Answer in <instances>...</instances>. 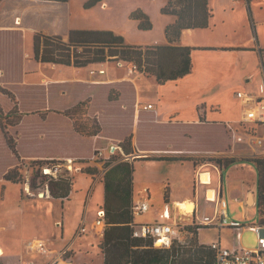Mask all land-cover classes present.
I'll return each instance as SVG.
<instances>
[{
    "label": "rangeland",
    "instance_id": "1",
    "mask_svg": "<svg viewBox=\"0 0 264 264\" xmlns=\"http://www.w3.org/2000/svg\"><path fill=\"white\" fill-rule=\"evenodd\" d=\"M17 1L20 0H3L0 3V86L15 94L18 101L17 109L20 111L21 116L20 125L25 121L21 126L10 128L9 132L12 137L18 136V150L22 154H61L66 151L78 152L83 155L88 154L92 148L91 141H71L69 138L72 127L67 118L63 115L52 114L48 120L42 121L40 120L41 118H38L40 115L37 112H45L48 107L68 108L83 99L86 96L85 94H87L86 86L81 82L72 80L105 76L98 72L99 69H104L105 73L108 71L107 76L123 78L127 76V72L132 66L129 64L122 65L123 63L117 60H109L103 64L94 63L91 67H67L52 63H39L33 56V33L38 31V28L46 30L54 22L63 28L72 26L74 28L112 30L116 34L122 35L128 44L148 46L157 43L156 45H158L165 42L166 28L175 23L177 16L162 11L167 6L168 0H102L92 7H85V3L89 0H69L68 2L42 0V3H44L43 16H35L25 11L19 26L24 28L12 29L9 26L14 24L13 15L18 12V8L25 6V4H20ZM182 1L171 0L170 6L180 9L184 5ZM197 1L199 3L201 0ZM236 1L238 6L229 7L230 16L227 15L228 20L231 18L242 29H244V20L252 21L250 25H253L256 40L260 46L264 47V0H251L249 5L246 0ZM26 6L29 7L30 5L27 4ZM138 9L143 10L149 16L152 28H139V21L131 17L132 12ZM198 10L199 7L197 6L196 11ZM222 15L223 12L215 14L213 23L219 25L221 19H223ZM64 39L67 40V37ZM92 70L95 71V74L91 73ZM136 70L135 66L134 72L130 73V76L137 78L142 97H153L155 86H157L156 79L152 76H147V73H140ZM262 79H264V75H262ZM56 80H67V82L61 84V82ZM48 83L51 85L47 87ZM252 83H255V81L252 80ZM68 85L69 89L67 90ZM62 90H66V93L62 92ZM94 93V110H100L103 114L105 134L115 137L123 135L132 124L131 114L119 111L118 105L108 106L105 104V96L102 89L97 88ZM13 106L14 102L8 96L0 93V110L3 113L0 114V118L7 116L6 114L10 115L16 109ZM12 116H15V113L9 117V120L12 119ZM252 126V123L245 121L242 129L248 131ZM189 129L194 134L192 141L196 142L209 137L212 138L214 135L204 133L198 126H190L188 131H190ZM242 129L237 131L236 145L238 152L240 151L239 145L248 143L247 134ZM259 131L264 136L263 126H260ZM114 147V150L110 146L103 150L102 159L108 158L112 153L121 151V148L117 145H114ZM133 154H136V152ZM181 154L187 156L185 151ZM141 155L145 156L147 154L141 153ZM194 157L197 158V156ZM17 164L18 161L7 147L0 127L1 243L10 244L19 250L29 235L36 232L37 234H42L43 230H45L49 234V239L56 238L57 242L55 245L62 244L60 242L61 226L58 225H61L64 221L68 234H71L70 237L82 225L86 231L85 235H91V222L96 220V212L102 206L104 186L101 182H97L93 187V180L86 173H83L82 170L87 166L96 167L98 172L92 177L94 179H102V170L105 169L103 161L92 160L85 165L68 162L57 170L58 175L59 173L71 175L74 182L72 200L67 203V206L64 205L63 208L60 199L50 197L47 194L48 188L40 187L36 191L31 190L30 177L32 170L27 166L21 169L25 175L24 183L14 184L11 181L4 180L3 175L5 172ZM214 165L216 164L206 162L200 170L208 167L211 171L212 185L213 187H218L221 177L217 175ZM66 169L69 173H66ZM188 178H191L188 163L137 162L134 172L133 198L135 202L146 200L150 208L142 214H135L134 222L143 224L160 220L159 214L165 207L163 198L165 187L168 186L170 180H174L178 192H183L185 186L188 187ZM253 180V174L245 167L236 169L231 165L223 170L222 194L223 199L227 202L226 211L228 217L229 219L240 221L245 224V227L239 237L228 226L202 227L199 229L201 243L208 245L220 240L221 245L228 248H234L235 243L240 247L249 249H254L258 246L259 237L252 228L254 224H260L258 207L253 205V201L256 198V191L252 189ZM247 185H252L248 192L249 204L246 201ZM91 187L94 188V191L88 204H86L85 198ZM40 192H45L48 197H38ZM177 207L181 212L184 209L191 211L193 208L192 204L188 205V202H181L177 204ZM212 210L213 206L207 212L211 214ZM83 213H86V220L82 222L83 217H81V214L83 215ZM57 220H59L58 225L56 223ZM76 247L86 250L85 244H77ZM66 253L64 252V257H67L68 253ZM1 254L0 262H4L2 259L3 253ZM34 257L39 258L41 256L35 254ZM28 258L32 257L29 256ZM19 259H22V257ZM17 260L18 257L11 263H4L19 264ZM183 261L185 262V260ZM86 264H92L90 259L86 261Z\"/></svg>",
    "mask_w": 264,
    "mask_h": 264
},
{
    "label": "trees",
    "instance_id": "2",
    "mask_svg": "<svg viewBox=\"0 0 264 264\" xmlns=\"http://www.w3.org/2000/svg\"><path fill=\"white\" fill-rule=\"evenodd\" d=\"M2 1L0 0V3ZM51 1L68 2L69 0ZM101 1L89 0L85 3V7H92ZM182 2L184 5L180 9H175L170 6L171 0H168L167 6L162 10L164 13L177 16L175 23L167 26L165 31L170 43L177 40L182 30L186 28H206L209 24L211 13L208 0H201L199 3L197 0H183ZM197 6L198 11H196ZM131 17L139 21V28H152L149 16L143 10H135ZM16 23H21L19 18ZM32 46L34 59L39 63H52L67 67H91L94 63L103 64L109 60H117L123 63L122 65L136 66V71L147 73V76L154 77L159 84L181 78L193 69L191 58L193 47L172 44L156 46L128 44L122 35L112 30L70 29L67 40L62 35H48L42 31H35ZM82 84L86 86L87 94L71 107L64 109L48 107L45 112L37 113L42 121L48 120L52 114L63 115L67 118L72 127L69 138L71 141H91L92 148L85 155L71 151L44 155L20 153L18 136L12 137L9 132L10 128L19 126L21 122L20 111L17 109L18 101L14 93L0 86V93L8 96L14 102L13 108H16L10 115L6 114L7 116L0 118V127L7 147L18 161L17 165L5 172L3 178L14 184L24 183L25 175L21 169L27 166L32 170L31 190L36 191L40 187L48 188L51 197L63 202L72 191L73 177L64 175V173H59L57 177H54L44 173V167L66 165L69 159L81 165L88 164L92 160L103 161L104 167L107 168L101 179L104 186L102 209L105 211V228L100 248L104 254V264H212L213 262V251L207 244L200 243L197 238L199 229L207 226L197 225L195 218L192 225L182 230V236L192 240L193 248L185 249L174 244L169 249H159L153 247L151 240L132 236L135 216L132 211L134 172L135 164L140 161H191L194 167L211 162L220 169L221 179H223V170L233 164L254 163L257 172L256 205L259 210L260 223L264 225V158H235L227 155L231 152L230 141L233 138V131L228 123L207 122L201 118L202 121L196 124L161 125L154 123L150 112L141 111L138 115L135 133L127 135L121 141H109L101 136L104 127L103 119L90 113L92 93L99 87L90 88L86 83ZM50 85L48 83L47 87ZM66 89H69V85ZM62 92L66 93V90ZM129 92L131 93L130 90ZM119 96L118 88H111L108 92L111 102L117 101ZM14 113L15 116L9 120ZM0 114H3L1 110ZM190 126H198L204 133L214 135L212 138L209 137L199 142L192 141L194 134L191 133L192 130L188 131ZM110 143L120 147L121 151L102 159V152L110 146ZM183 151L187 156L181 154ZM135 152L147 155L134 159L126 158ZM65 171L69 173L67 169ZM82 172L93 176L98 169L87 166ZM163 198L165 203L169 202L168 186L164 189ZM0 264L5 263L0 262Z\"/></svg>",
    "mask_w": 264,
    "mask_h": 264
},
{
    "label": "crops",
    "instance_id": "3",
    "mask_svg": "<svg viewBox=\"0 0 264 264\" xmlns=\"http://www.w3.org/2000/svg\"><path fill=\"white\" fill-rule=\"evenodd\" d=\"M246 1L249 5L250 2H248V0ZM17 2L25 4V6L18 8V12L13 15L14 24L9 26L12 29L24 28L19 27L21 23H16V20L19 18L21 22L22 17L25 15V11H28L35 16H43L44 14V3H42V0H20ZM27 4L30 6L27 7ZM235 5L238 6L236 0H208V8L211 13L208 27L186 28L182 30L180 37L173 41V43H170L166 37L165 42L158 44L193 47L194 49L191 51L193 69L190 73L176 80H168L163 84L157 82L153 97H142L137 84V78H132L129 72H127V76L123 78L107 76L108 71H106V73H100L105 75L103 77L101 76L93 79L77 78L76 80H72L86 83L90 88H102L105 95V104L108 106H113L114 104L115 106L118 105L119 111L122 113L129 112L131 114L132 124L123 135L115 137L113 135L105 134V129L103 127L101 136L109 141H121L127 135L135 133L137 129L138 115L141 111L150 112L154 118V123L161 125L170 123L196 124L200 123L202 121L200 119L203 118L207 122L228 123L235 133H237L239 129H242L243 122H245L244 119L247 107L245 101L237 97V92L243 90L253 98L264 95V79H262V75H264V47L260 46L256 40L253 25H250V22L252 21L244 20V29H242L241 26L234 23L231 18L228 20L227 15L230 16L229 7L233 8ZM219 12H223V19H221V22L218 25L213 23V17ZM70 29L75 28L72 26L66 28L59 27L53 22L46 30L38 28V31H43L49 35H62L66 38L68 37ZM156 44L154 43L152 45ZM252 80H254L255 83H252ZM56 81L67 82V80ZM114 87L120 90V96L117 101L111 102L108 98V92ZM92 99L90 113L91 115L98 116L102 120L103 114L101 111L94 110V93H92ZM148 104H152L153 107L146 109L145 106ZM259 128L260 127L257 128V133L260 134ZM230 142L231 152L227 154L229 156L249 159L264 158V147L253 145L249 142L240 143V151L238 152L236 140L232 138ZM110 147L113 149L114 145L110 143ZM181 163H188L191 178H188V187L185 186L183 192H178L174 180H170V183H168V203L171 205L174 217L175 214L178 215V212L180 211L177 208V204L181 202L191 203L195 212L188 214L187 217H185L188 223H191L194 218L196 221H199L205 215H212L215 208L219 207L216 202L206 201L205 192L207 189L214 188L216 192L219 191L220 195L223 197L222 179L219 181L218 187H213L212 181L210 185L201 184L199 182V175H201V173L210 172L211 179V171L209 168L207 167L204 170H200L204 164L194 167L191 161H182ZM232 166L236 169L245 167L253 174L254 180L253 186H251L252 189H255L256 191L257 172L254 163L241 162L233 164ZM215 168L217 175L221 177L220 169L217 168V166ZM102 172L104 173V169ZM86 175L93 180V187L97 182L102 183L101 179H94L92 175ZM206 179H208V177H206ZM251 186H246V201L248 204V192ZM93 187H91L90 192L87 193L85 198L86 204H88L91 194L94 191ZM73 193L72 189L69 197L65 199V201H61L62 208L64 205L67 206V203L71 202V196ZM40 196H43V198L48 197L47 194L41 195V192L38 197ZM253 202V205H256V198ZM102 206L99 207L96 212V220L91 222L92 232L90 236L85 235L86 231L84 233H79L82 225L78 231L70 237L71 234H68L69 232H67L65 221L62 222L61 225H58L59 220H57V225L61 226L62 232L60 242H62V244L55 245L57 242L56 238L49 239V234H47V231L45 230H43L42 234H37L36 232L29 235L19 250L12 247L10 244L7 245L1 243L0 240V248L3 249L2 259L4 262L11 263L18 257L17 261L19 264H51L59 258L75 264H86V261L90 259L92 264H104V254L100 248L103 239L104 226L97 224L98 211ZM212 206V213L209 214L207 210L212 208ZM78 214L80 215V213ZM85 215L86 213H83V215L81 214V217H83L82 222L86 220ZM234 232L237 233L236 230H234ZM197 238L200 242L199 231ZM79 240H81V242H79ZM77 244H85L86 250L84 251L81 248H77ZM235 246H238V244L235 243L234 247ZM64 252L68 253H66L67 257L63 256ZM35 254H38L41 257H34ZM29 256L32 258H28ZM20 257H22V259H19Z\"/></svg>",
    "mask_w": 264,
    "mask_h": 264
},
{
    "label": "built area",
    "instance_id": "4",
    "mask_svg": "<svg viewBox=\"0 0 264 264\" xmlns=\"http://www.w3.org/2000/svg\"><path fill=\"white\" fill-rule=\"evenodd\" d=\"M134 68L135 66L130 67L129 73H133ZM98 72L103 74L105 73V70L99 69ZM91 73L95 74V71L92 70ZM237 97L244 100L246 103L247 109L244 121L253 124V126L249 128L248 131H245L248 142L253 145L264 147V136L257 133L258 127H264V95L253 98L245 91L240 90L237 92ZM152 107V104L145 106L146 109ZM230 128L233 131V139L236 140L238 134L235 133L232 127ZM68 162H73V160L69 159ZM61 167L62 165H57L55 167L46 166L44 167L43 172L57 177V170H59ZM206 177H208V179H206ZM199 182L204 185H210L212 183L210 179V172H204L203 174L201 173V175H199ZM46 192L48 195H50L49 189ZM211 192L213 193V196L210 195ZM42 193L46 194L45 192ZM205 199L208 202H216L219 207L215 208L212 215H205L201 220L196 221V224L200 226H228L236 230V235L239 237L241 235L242 229L245 227V224L241 223L240 221L229 219L226 211L227 202L220 195L219 191L216 192L214 188L207 189L205 192ZM189 204L191 203H188V205ZM149 208L150 205L146 200H139L137 202L134 201L132 205V211L134 214H142L148 211ZM194 212V207L191 211L184 209L183 212L179 211L178 215L175 214L174 217V212L172 211L171 205L167 202L165 203L163 211L159 214L160 220L143 224H136L134 222L132 224V236L134 238L151 240L153 247L159 249H169L174 244L182 246L185 249L193 248L192 240L189 238H184L182 236V230L192 225V222L188 223L185 217H187L188 214H192ZM104 216L105 211L101 208L98 211L97 224H101L105 228ZM252 228L257 232L259 237L258 246L256 248L249 249L240 246L228 248L222 246L220 241L212 242L208 244V247L214 253L212 264H264V225L261 223L254 224ZM84 232L85 228L82 226L79 233ZM51 264L75 263L59 258Z\"/></svg>",
    "mask_w": 264,
    "mask_h": 264
},
{
    "label": "water",
    "instance_id": "5",
    "mask_svg": "<svg viewBox=\"0 0 264 264\" xmlns=\"http://www.w3.org/2000/svg\"><path fill=\"white\" fill-rule=\"evenodd\" d=\"M114 148H115V147H113L112 150H114ZM141 156H142L141 153L136 152V154H131V155L127 156L126 158H127V159H134V158H136V157H141ZM106 170H107V168L104 169V172H105ZM41 195H44V193H41ZM250 200H252V199H250ZM253 203H254V202H253Z\"/></svg>",
    "mask_w": 264,
    "mask_h": 264
},
{
    "label": "bare ground",
    "instance_id": "6",
    "mask_svg": "<svg viewBox=\"0 0 264 264\" xmlns=\"http://www.w3.org/2000/svg\"><path fill=\"white\" fill-rule=\"evenodd\" d=\"M210 195L213 196V193L211 192ZM35 243H36V242H35ZM40 243H41V241H40ZM1 253H3V249H2V248H0V254H1Z\"/></svg>",
    "mask_w": 264,
    "mask_h": 264
}]
</instances>
